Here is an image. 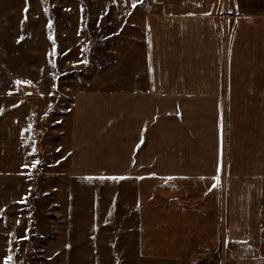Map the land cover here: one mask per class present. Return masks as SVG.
I'll return each mask as SVG.
<instances>
[{"label": "crops", "instance_id": "1", "mask_svg": "<svg viewBox=\"0 0 264 264\" xmlns=\"http://www.w3.org/2000/svg\"><path fill=\"white\" fill-rule=\"evenodd\" d=\"M145 8L132 79L75 93L66 155L18 171L128 184L139 261L264 264V0Z\"/></svg>", "mask_w": 264, "mask_h": 264}, {"label": "rangeland", "instance_id": "2", "mask_svg": "<svg viewBox=\"0 0 264 264\" xmlns=\"http://www.w3.org/2000/svg\"><path fill=\"white\" fill-rule=\"evenodd\" d=\"M149 1L0 0V264H227L139 261L128 184L18 171L66 155L75 93L132 79Z\"/></svg>", "mask_w": 264, "mask_h": 264}, {"label": "snow or ice", "instance_id": "3", "mask_svg": "<svg viewBox=\"0 0 264 264\" xmlns=\"http://www.w3.org/2000/svg\"><path fill=\"white\" fill-rule=\"evenodd\" d=\"M37 163H39V162L37 161ZM8 259H9V260H11L12 258H11V257H9Z\"/></svg>", "mask_w": 264, "mask_h": 264}, {"label": "built area", "instance_id": "4", "mask_svg": "<svg viewBox=\"0 0 264 264\" xmlns=\"http://www.w3.org/2000/svg\"><path fill=\"white\" fill-rule=\"evenodd\" d=\"M228 48H226V51H227Z\"/></svg>", "mask_w": 264, "mask_h": 264}]
</instances>
